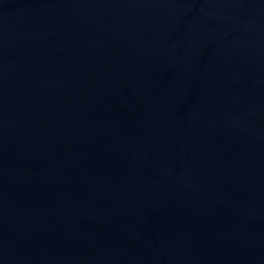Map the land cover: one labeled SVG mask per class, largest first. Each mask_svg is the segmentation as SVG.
Listing matches in <instances>:
<instances>
[{"label": "water", "instance_id": "water-1", "mask_svg": "<svg viewBox=\"0 0 264 264\" xmlns=\"http://www.w3.org/2000/svg\"><path fill=\"white\" fill-rule=\"evenodd\" d=\"M0 264H264V0H0Z\"/></svg>", "mask_w": 264, "mask_h": 264}]
</instances>
